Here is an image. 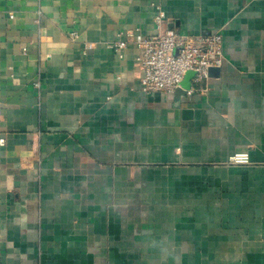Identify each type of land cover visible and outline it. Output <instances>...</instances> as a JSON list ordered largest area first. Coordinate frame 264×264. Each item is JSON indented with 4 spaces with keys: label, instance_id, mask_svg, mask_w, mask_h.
I'll use <instances>...</instances> for the list:
<instances>
[{
    "label": "crops",
    "instance_id": "0c3cea01",
    "mask_svg": "<svg viewBox=\"0 0 264 264\" xmlns=\"http://www.w3.org/2000/svg\"><path fill=\"white\" fill-rule=\"evenodd\" d=\"M157 15L207 94L142 90ZM0 264H264V0H0Z\"/></svg>",
    "mask_w": 264,
    "mask_h": 264
},
{
    "label": "built area",
    "instance_id": "2783aa9c",
    "mask_svg": "<svg viewBox=\"0 0 264 264\" xmlns=\"http://www.w3.org/2000/svg\"><path fill=\"white\" fill-rule=\"evenodd\" d=\"M155 25L154 34L138 40L140 53L136 61L142 73V90L145 93L174 95L176 90L182 88L187 74L192 72L194 76L187 96L207 94L210 69L222 68L225 62L222 31L200 35L183 34L170 28L161 15L155 17ZM73 36L78 37L76 34ZM127 47L124 41L109 45L121 58ZM1 142L4 143V140ZM230 163L249 164L250 155L247 152L235 154Z\"/></svg>",
    "mask_w": 264,
    "mask_h": 264
},
{
    "label": "water",
    "instance_id": "95a60500",
    "mask_svg": "<svg viewBox=\"0 0 264 264\" xmlns=\"http://www.w3.org/2000/svg\"><path fill=\"white\" fill-rule=\"evenodd\" d=\"M221 68H211L209 75L211 76L212 73H217L220 72ZM194 76V73L189 72L182 84V88L176 90L174 94L175 101L180 105L182 100L187 97V90L190 89L191 87V80Z\"/></svg>",
    "mask_w": 264,
    "mask_h": 264
}]
</instances>
